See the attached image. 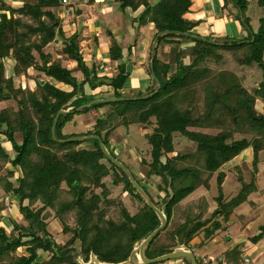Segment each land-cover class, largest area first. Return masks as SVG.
I'll return each mask as SVG.
<instances>
[{"label":"trees","instance_id":"trees-1","mask_svg":"<svg viewBox=\"0 0 264 264\" xmlns=\"http://www.w3.org/2000/svg\"><path fill=\"white\" fill-rule=\"evenodd\" d=\"M74 1L64 4L62 0H22L21 7H12L0 0V99L13 100L17 107V110L8 107L0 111V138L4 137L9 144L8 148L0 139V187L6 196L19 199V211L27 222L22 225L10 216L8 220L12 227L9 230L0 215V264H78L70 256L71 251L68 248L78 238L87 255L93 252L100 261L120 263L129 257L136 242L145 238L159 225L157 215L147 204H143L145 202L139 194H134L128 177L117 167V173L113 175L114 183L123 182L127 188L125 192L139 199L144 207L138 215L131 216L127 207L118 203L115 206L120 210L114 212L115 216L105 218L110 207H115L111 205L110 200H105L109 192L104 188L101 194L105 195V199L102 201L98 193L88 192L87 189L88 184H99V179L108 173L98 161L100 157H104L99 142L93 141L95 150L78 149L84 142H59L76 136H64L63 129L72 115L78 112L60 116L56 126V139L53 138L52 126L55 116L71 99L82 94L81 98L73 102L74 109L97 99L95 95L85 91L86 85L92 90L102 86L112 87L115 97H125L121 91L126 88L130 77L126 62L135 47L131 45L126 55L118 44L110 48L109 62L118 63L116 76L99 77L96 69L93 75H90L89 67L83 65L79 35L74 33L67 37L63 30L62 17L57 13L64 5L71 7L77 2ZM115 1L119 3L120 10L128 14L143 8L141 14L133 18L132 22L137 33L139 28L153 24L156 33L150 52L156 36L169 31L159 37L156 44L154 73L161 83V90L148 99L104 103L115 106L109 107L108 112L101 114L96 121L95 131L90 135L100 136L111 151L110 136L118 128L128 129L132 125H138L149 131L145 136L154 159L151 172L161 175L165 184L161 189L164 195L160 197V204H167L170 197L169 184L175 194L173 200L166 205V229L171 223V238L179 237L180 242L187 246L203 231L204 245L222 230V223L219 220L213 221L212 218H216L218 212H223V206L227 208L244 203L246 194H240L229 204L218 198L216 201L219 207L205 220L201 219L209 208L206 209L208 204L204 197L200 198L203 205L199 213L191 211L183 214L179 206L198 188H209V180L213 174L245 150L253 148L254 162H257L258 153L264 147V113L257 109V102H264V18L261 19L257 31H253L247 19L243 18L249 30L247 37L232 40V44L227 41L214 44L208 42L212 40L209 37L195 32L204 21L192 17L190 8L193 0ZM94 2L95 0H88L90 5ZM230 2L243 15L244 8L249 5L247 0H225L226 4ZM256 2L264 7V0ZM191 36L203 37L205 40ZM58 38L63 47L59 51L61 57L54 58L51 53L45 52V49ZM174 38H189L194 42V47L192 62L185 63L187 55L176 53L177 66L172 70L171 66L158 59L157 49L162 41ZM218 48L222 49L224 54L217 53ZM35 53L40 60L36 58ZM10 58L14 59L15 64L10 76H6L5 63ZM62 59L76 62L85 79L79 81L73 75L72 69L62 65ZM226 59H231L239 66H257L262 71V81L253 88V93L244 88L234 75H229L228 79L226 74L216 72L220 62ZM150 61L151 53L148 72H151ZM30 69H35L55 82L71 87L72 90L65 91L50 82L42 85L40 81L35 90L22 87L14 89L15 78L27 75ZM156 90L157 84L153 79V86L147 94ZM104 104L91 107L101 108ZM88 110L86 108L83 112ZM204 128L222 130L217 135L201 130L194 131ZM176 133L194 142L196 149L186 155L176 153L173 157H168L176 152ZM235 134L251 135L253 138L236 140ZM18 136L21 137L20 140ZM162 156L167 158L165 164L161 162ZM8 166L21 170L22 176L13 181L14 170H9ZM3 171L6 175L2 174ZM224 180V174L219 172L220 190ZM76 182L78 186L73 188ZM64 183L68 185L69 195L72 196L69 201L62 197L65 195L63 190L61 191ZM38 203L41 207L34 210ZM49 208L56 209V216L65 225L64 234L72 235L66 245H58L53 235L47 231ZM6 209L3 198L0 201V212ZM179 212L182 213V220H179ZM68 213L75 214V229L67 226ZM176 215L177 222L180 223H175ZM228 218L227 215L223 220L227 222ZM211 221L213 222L209 224ZM263 235L264 232H261L254 236L253 242ZM155 239L147 250L149 258L169 252V249L164 251L163 247H155V254L151 255ZM174 245L175 241L170 247ZM23 249L26 254L19 255ZM40 251L48 255L45 263L37 262ZM111 257L116 258L112 260Z\"/></svg>","mask_w":264,"mask_h":264},{"label":"rangeland","instance_id":"rangeland-1","mask_svg":"<svg viewBox=\"0 0 264 264\" xmlns=\"http://www.w3.org/2000/svg\"><path fill=\"white\" fill-rule=\"evenodd\" d=\"M31 1L33 0H30V2ZM76 1L77 2L73 3L71 7L64 5L63 9L57 10V13L60 17H62L63 30L65 31L66 36L69 37L74 33H77L79 35L78 37L80 40V51L82 55L83 65L89 67L90 75H93L94 69H96L99 77L103 78L116 76L118 74L116 68L118 63H107V61H109L108 54L110 48L113 45L118 44L122 48L123 53L126 54V49H128L131 45H135V48L133 49V56L135 57L131 55L132 61H130V63L133 64L131 67V70L133 71V77H136V80L139 79L137 82L138 85L133 86L130 91H126L125 89H128L130 84V82L127 81V88L121 91L125 94V97L120 98H135L149 95L147 93H149V91L151 90L150 84L151 86H153V78L151 72H148L151 53L150 46L154 34L156 33V29L154 28L153 24H149L147 26L139 28L137 33V29L133 28L135 27V25L133 26L132 22L133 18H137L141 14L143 8H140L138 11L132 14H128L127 12H122L120 10V5L115 0H103L104 2L102 0H95L92 5L88 4V0ZM193 1H195V3L192 5L191 9H196L195 4L198 3L196 2L198 0ZM247 1L249 2V5L244 8L243 15L240 10L236 8L231 2L229 4H226L225 0H209V2L205 4L204 10H198L196 12L198 14L201 13L199 19L204 21L205 24L211 28V30L213 29V31L205 37H209V39L227 41L230 42L229 44H232V40L239 39L241 37L244 38L242 36L243 33L242 35L241 33L240 35H237L235 33H238V30L242 32L245 30V37H247L249 30L243 22V18L247 19L249 26L253 31H257L261 25V19L264 18V7L259 6L256 2L257 0ZM7 2L12 7H21L23 5H15L13 3V0H8ZM191 9L190 12L194 11ZM68 10H70V13H68ZM78 11H80V14H78ZM136 34H139V36L137 37ZM34 39L35 38H33V40ZM176 40L178 41L177 43L175 42ZM169 41H171L172 43H169ZM208 42L216 44L215 41L209 40ZM100 44L102 45V47H100ZM62 47L63 43L58 38L56 42H53L46 47L45 52L51 53L54 58H60L61 55H59V51L62 49ZM193 47L194 42L189 38H174L171 40L166 39L158 45L157 57L163 63L171 66L173 70L177 66L176 53L182 52L184 53V55H187L184 60L185 63L190 64L192 62L191 54ZM106 48H108V50ZM99 52L102 54L107 53L106 58L103 57L102 60ZM216 52H219L221 54L223 53V50L218 48ZM35 56L38 60H40L37 53H35ZM144 56L145 65L143 66V73L145 74L143 75V73H141L140 76L142 77L137 78L138 65H135V63H140L141 60H143ZM61 61L64 67H68L73 70V75L79 81H83L85 79L84 74L78 70L76 62L64 59H62ZM128 63L129 61L126 62V66ZM14 64V59L10 58L6 61V76H10ZM216 72L226 74V76H228V79H230L229 75H234L238 78V80L241 81L242 86L246 88L250 93H253V88L262 81V71L257 66H239L231 59H226L222 63L220 62L218 68L216 69ZM38 81H40L41 83L44 82V84L42 85H45L46 82H50L56 87L65 91L72 90L71 87L61 83H57L53 79L46 77L43 73H40L35 69H30L27 75L15 78L14 89L22 87L29 88L30 90H35ZM85 91L90 95H95L97 99L117 98L115 97L116 95L113 88L108 86H102L98 87L95 90H92L89 85H86ZM162 101H164V99H162ZM112 106L114 107L115 105ZM112 106L104 104L101 108L89 107V110L86 112L80 111L75 115H72V118L69 119L70 121L63 129L64 136L72 134H75L76 136H83L87 133L89 135L93 134V132L95 131V124L97 119L101 116V114L108 112L109 107ZM8 107H13L17 110L15 101H1L0 99V111ZM257 109L260 113L263 114L264 102L258 101ZM199 130L212 135H217L221 132L222 129H194V131ZM146 132L149 133V131H146L143 127L138 125H132L128 129L125 127H120L110 136L109 148L112 153L114 152L115 154L116 152V154L120 155L122 162L131 170V172L141 183V185L145 186L148 194L153 198L154 202L157 203L160 200V197L164 195V192H162L161 195L157 193L158 183H162V180L156 177L151 178L149 181H147L149 183V186H151L150 188L148 185H146V183H143L141 181V178L139 177L140 171L148 170V167L142 168V165L140 167V162H138L137 158L140 159V157H147L151 153L150 145L145 136ZM18 137L20 140L21 137ZM234 138L236 140L242 138L251 140L253 136L235 134ZM0 139L1 141H4L6 145L8 144L6 143L4 137H1ZM174 144L176 152L175 154L168 155V157H173L174 155H176V153H179L180 155H186L196 149V145L194 142L183 137L179 133L174 134ZM8 145L6 147L9 148ZM78 149L95 150V145L93 141L89 140L80 145ZM164 159L165 158H163V160ZM189 163L190 162H188V164ZM8 169L14 170L13 181H16L17 177L22 176V172L18 168L14 169L12 166H8ZM108 171L109 177L104 179L107 189L106 191L109 192V195H107V199L104 198L105 195L101 194L103 188L96 189L95 192L100 195L102 201H104L103 199L108 201L110 200L112 206H115V204L118 203L124 205L125 207H127L131 216H134V214L140 209V207H142V205H139V203L141 202L132 194L125 192L123 182H119L118 184L114 183L112 176L115 175L117 171L110 172V169H108ZM219 172H222L225 177L221 190L219 189L218 184ZM2 174L6 175L5 171H3ZM83 184L85 185L84 180ZM91 189H93V185L91 186ZM62 190V193L65 195L61 196L68 201L71 200L72 196L69 195L70 192L68 191L69 188L67 184L64 183L62 185L61 191ZM66 193H68V195H66ZM240 194H246L244 203L234 206H228L227 208L224 207L221 214L218 213L216 218H212L214 219L213 221L219 220L222 223V230H220L219 234L216 233V235L213 237L215 238L216 236H219V241L213 242L206 250L214 248V246L218 243L223 244V246L226 244L222 248V250L224 249L225 251V249L228 248L229 257L224 261L223 264H246L245 259H250L251 264H256L259 261H263L264 259V235L261 238L256 239L254 242V237L251 236L250 242H253L252 244L254 247L252 246V248L250 246L249 248L247 246L250 238L248 234H250L251 230L255 231L257 234L264 232V147H262V149L258 153L257 162H254V149L249 148L248 150H245L241 155L222 166L218 172L213 174V176L209 180V188L205 186L198 188L190 196L184 199L181 202L182 204L180 203L179 206V208L182 209L183 214L189 213L191 211H193L195 214L199 213V211L202 210L203 205V201L200 198L204 197L205 201L208 204L206 209L209 208L207 209V213L205 212L203 218L201 219L205 220L211 217L212 213H214L219 207V204L216 201L218 198H221L223 200V203L229 204L230 202L237 199ZM61 196H59V198ZM3 198L7 205V209L0 212L1 217H3L2 221L4 225L10 230V228L12 227V225L10 224V220H8L10 216L16 218L17 221L22 225H26L27 222L19 211V199L9 195L6 196L5 192L0 187V201ZM39 207H41L40 203H38L33 209L36 210ZM116 210L118 211L120 210V208L116 206L110 207L108 216H106L105 218L108 219V217L112 218L113 216H115L114 212ZM48 211L49 215L48 219H46L47 231L53 235L58 245H66L71 239L72 235L64 234L63 229L65 225L63 224L61 219L56 216V209L54 210L49 208ZM181 215L182 213L179 212V220L183 219ZM227 215L229 216V218L228 221L225 222L223 219H225ZM66 218L67 226L69 228L75 229L77 227V223L75 222V214L68 213L66 214ZM177 218L178 215H176L175 223H180L177 222ZM213 221L209 222V224ZM172 230L173 225L170 223V226L167 229L159 233V236L157 235L158 237H156L152 246L151 255L155 254V247H163L164 251L169 249L164 247L171 246V244H173L176 239H172L170 236ZM203 236V231H201L195 238L192 239L191 242L198 243V239L204 241ZM230 238H232V241ZM238 238L246 241L244 243L241 242V245L238 244V246H234ZM191 242L188 247L193 250L197 254V256H199L198 246H192ZM258 249L259 251H257ZM102 250L104 251L106 249ZM220 253L221 252L218 249L215 253H211L210 255L217 256ZM227 253L228 252H225L223 255L226 256ZM23 254H26L25 249L19 252V255ZM206 257H209V255ZM47 258L48 255L40 251V257L38 258L37 262L45 263ZM111 258L112 260H114V258L116 257ZM176 261L177 259L158 264H170ZM187 264L189 263L187 262ZM199 264L205 263L201 262ZM261 264H264V262Z\"/></svg>","mask_w":264,"mask_h":264},{"label":"water","instance_id":"water-1","mask_svg":"<svg viewBox=\"0 0 264 264\" xmlns=\"http://www.w3.org/2000/svg\"><path fill=\"white\" fill-rule=\"evenodd\" d=\"M78 14H80V11H78ZM244 22V19H243ZM169 31H165L163 33H160L156 36L152 43L151 47V73L152 77L155 80L157 84V90L147 96L144 97H135V98H112V99H96L93 101H90L81 107L74 109L72 106L73 102L77 100L78 98L82 97V94H79L75 98L71 99L65 107L60 109L54 119V123L52 126V135L53 138L56 139V126L58 123V120L61 115H68V114H73L75 112H80L83 111L86 108H89L93 105L96 104H104V103H113V102H122V101H135V100H143V99H148L154 95H156L160 90H161V83L157 79L154 73V59L156 55V44L159 39L163 34L168 33ZM193 38H200L202 40H205L203 37H198V36H191ZM211 41H215V43H221L223 44L224 41H218L216 39H212ZM44 84V82H42ZM98 141L99 145L103 151V153L115 164L117 165L128 177L130 183L136 188L137 194H139L142 198V200L149 206L150 209L154 211V213L157 215L158 220H159V225L158 227L153 230L151 233H149L145 238L141 239L139 242H137L131 251L129 257L120 263H108L104 261H100L97 256L94 254L90 255V259L87 263H85L86 257L82 254V248H81V242L80 239L76 241V244L74 246L69 247V249H74V260L78 264H158L162 262H167L170 260H175V259H183L187 261L189 264H199L203 262V258L201 256H196L193 251L185 244L181 243L179 237H176L175 239V245L169 248V252L165 253L163 255L157 256L155 258H149L147 256V250L152 243V241L156 238V236L161 233L168 225V219L165 214V209L166 205L170 203L173 198L175 197V194L171 188V184H169L168 190L170 193V197L167 199V204L164 205L161 208H158L153 201L151 200L150 196L142 189V187L139 186V184L136 182L135 178L133 177L132 173L130 170L118 159H116L111 151L108 150L106 145L103 143L102 139L98 135H83V136H76V137H71L65 140H59L60 143H70V142H86V141ZM78 186V182H76L73 185V188H76Z\"/></svg>","mask_w":264,"mask_h":264},{"label":"crops","instance_id":"crops-1","mask_svg":"<svg viewBox=\"0 0 264 264\" xmlns=\"http://www.w3.org/2000/svg\"><path fill=\"white\" fill-rule=\"evenodd\" d=\"M5 2H7L8 0H4ZM14 2V4L15 5H22L23 4V2H22V0H13ZM63 1V0H62ZM103 1V0H102ZM104 2V1H103ZM196 2H198L197 4H195L196 5V9H191V10H194V11H191V14H192V17L193 18H195L196 20H199V18H200V14H198V13H196L198 10H204V7H205V4L206 3H208L209 2V0H198V1H196ZM8 3V2H7ZM195 3V1H193V4ZM13 4V5H14ZM103 7H105V6H103ZM63 9V8H62ZM132 28V27H131ZM133 29V28H132ZM209 30H211V28L208 26V25H206L205 24V22L203 23V24H201L199 27H197V29L195 30V32L196 33H198V34H200V35H202V36H207V35H209L212 31H213V29L211 30V31H209ZM238 30V29H237ZM237 35H240V33H241V35H242V33H243V37H245L246 36V31L244 30L243 32L242 31H239L238 30V33L237 32H235ZM242 38V37H241ZM135 40V39H134ZM108 41V40H107ZM107 44V43H106ZM137 46V45H136ZM100 47H102V45L100 44ZM138 47H139V45H138ZM99 48V47H98ZM135 48V47H134ZM100 49V48H99ZM107 50H108V48H106ZM136 49H137V47H136ZM126 54H128V49H126ZM100 53V52H99ZM125 54V55H126ZM100 55V57H101V59L103 60V57H105L106 58V56H107V53H105V54H102V53H100L99 54ZM132 56L134 55V51H133V54H131ZM132 56H129V57H131V58H129V63L127 64V71L130 73V77H129V79H128V81L130 82V84H131V86H130V84H129V87H128V89H125L126 91H130L131 90V88L133 87V86H137L138 85V80H136V77H133V74H132V63H130V61H132ZM133 57H135V56H133ZM134 61V60H133ZM109 61H107V63H108ZM138 65V67H137V73H138V76H137V78L138 77H142V76H140V74L141 73H143L144 72V69H143V66L145 65V56H144V58H143V60H141V62L140 63H135V65ZM130 67V68H129ZM145 73H143V75H144ZM150 87H151V84H150ZM126 88H127V86H126ZM133 91V90H132ZM182 204V203H181ZM220 232V231H219ZM219 232H217L218 234H219ZM256 235H258L255 231H253V230H251L250 231V234H248V236H250V238H249V243H248V247L250 248V246L252 247L253 246V244H252V241L250 242V240H251V236L252 237H254V236H256ZM244 237V236H243ZM219 236H216L215 238H213L212 240H209V241H206V242H209V243H205L204 245H202V243H203V241H201L200 239H198L199 240V242L198 243H193V242H191V245L192 246H195V247H197L198 246V251H199V256H201L202 258H203V262L202 263H205V264H223L224 263V261L229 257V249L227 248V249H225V251H224V249L222 250V248L226 245H224L223 246V244H221V243H218L217 245H215L214 246V248H212V249H209V250H206V249H208L209 247H210V245L213 243V242H216V241H219ZM203 239H204V236H203ZM231 239V241H232V238H230ZM246 240H242V239H240V238H238L237 239V242H235V245L234 246H238V244H240L241 242L242 243H244ZM241 243V244H242ZM240 244V245H241ZM254 247V246H253ZM252 247V248H253ZM220 250V254H218L217 256H215V255H210L211 253L213 254V253H215L217 250ZM193 251V250H192ZM257 251H259V249L257 250ZM225 252H228L227 253V255L226 256H224L223 254L225 253ZM193 253L197 256V254L193 251ZM209 255V257H206V256H208ZM198 257V256H197ZM246 260V259H245ZM249 260V263L248 264H251V260L250 259H248ZM264 262V259H263V261H259L258 263H256V264H261V263H263ZM170 264H187L186 263V261L184 262V260L183 259H177V261L176 262H174V263H170ZM247 264V263H246Z\"/></svg>","mask_w":264,"mask_h":264},{"label":"flooded vegetation","instance_id":"flooded-vegetation-1","mask_svg":"<svg viewBox=\"0 0 264 264\" xmlns=\"http://www.w3.org/2000/svg\"><path fill=\"white\" fill-rule=\"evenodd\" d=\"M116 159H118L120 162H122V160H121V158H120V155L119 154H116V152H115V154L113 155ZM163 158H165L164 160H163ZM137 160H138V162H140V167H141V165H142V168H145V167H148V170H143V171H140V173H139V177L141 178V181L143 182V183H146V185H148L149 186V183L147 182V181H149L151 178H153V177H156V178H159V179H161L162 180V183H158V191H157V193H159L160 195H161V193L162 192H164V191H161V189L163 188V187H165V184H164V182H163V179H162V177H161V175H159V174H154V173H152L151 172V164H152V162H153V156L150 154V155H148L147 157H140V159H138L137 158ZM98 161H99V164L100 165H102V166H104L105 168H106V170H107V172H109L108 171V169H110L111 171L110 172H114V171H116L115 170V168L117 167V168H119L117 165H115L105 154H104V157H100L99 159H98ZM166 161H167V158H166V156H162L161 157V162L163 163V164H165L166 163ZM109 164H108V163ZM123 163V162H122ZM124 164V163H123ZM125 165V164H124ZM126 166V165H125ZM127 167V166H126ZM128 168V167H127ZM120 169V168H119ZM129 169V168H128ZM130 170V169H129ZM122 171V170H121ZM130 172H131V170H130ZM132 173V172H131ZM111 175V174H110ZM132 175H133V177L135 178V176H134V174L132 173ZM107 177H109V174L108 173H106V175L105 176H103L102 178H100L99 179V184H96L95 182H93V183H91V184H88L87 185V189H88V192H92V191H96V189H99V188H103L102 189V191L104 190V188H106V186H105V181H104V179H106ZM113 177V176H112ZM91 180V179H90ZM135 180H136V182L139 184V186L140 187H142V189H144V191L148 194V192H147V190H146V188H145V186H142L141 185V183L135 178ZM93 185V189H91V186ZM133 186V185H132ZM150 188H151V186H149ZM169 187V186H168ZM133 188H134V194H137V190H136V188L133 186ZM124 189L126 190L127 188L125 187V184H124ZM151 190V189H150ZM169 191V190H168ZM97 193V192H96ZM149 195V194H148ZM150 196V195H149ZM150 198H151V200L153 201V203L158 207V208H161V207H163L164 205H161L160 204V200L156 203V202H154V200H153V198L150 196ZM139 200V199H138ZM143 204H146V203H143ZM142 203H139V205H142V207H140V209L134 214V216L135 215H138L139 214V212L141 211V209H143V207H144V205H143ZM222 209H224V206L222 207ZM166 210V209H165ZM219 213V212H218ZM165 214H166V211H165ZM167 216V215H166ZM166 229V228H165ZM164 229V230H165ZM137 243V242H136ZM75 244V242L74 243H72L71 244V246L72 245H74ZM135 246V245H134ZM170 246H166V247H164V248H169ZM134 248V247H133ZM70 251H71V254H70V256L71 257H73L74 258V249H70ZM82 254L86 257V259H85V263H87L88 261H89V259H90V255L91 254H94L93 252H91L89 255H87L85 252H84V249H83V247H82ZM95 255V254H94ZM95 256H97V255H95ZM98 257V256H97ZM99 258V257H98ZM187 263V262H186Z\"/></svg>","mask_w":264,"mask_h":264},{"label":"built area","instance_id":"built-area-1","mask_svg":"<svg viewBox=\"0 0 264 264\" xmlns=\"http://www.w3.org/2000/svg\"><path fill=\"white\" fill-rule=\"evenodd\" d=\"M71 1H72V0H63L62 2H63L64 4H68V3L71 2ZM68 13H70V12L68 11ZM245 262L248 264V263H249V260L246 259Z\"/></svg>","mask_w":264,"mask_h":264},{"label":"clouds","instance_id":"clouds-1","mask_svg":"<svg viewBox=\"0 0 264 264\" xmlns=\"http://www.w3.org/2000/svg\"><path fill=\"white\" fill-rule=\"evenodd\" d=\"M114 153V152H113Z\"/></svg>","mask_w":264,"mask_h":264}]
</instances>
